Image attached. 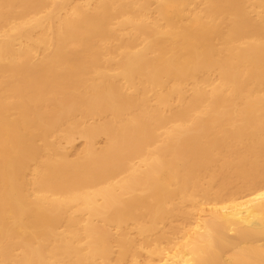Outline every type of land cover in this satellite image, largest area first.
<instances>
[{
    "label": "bare ground",
    "instance_id": "1",
    "mask_svg": "<svg viewBox=\"0 0 264 264\" xmlns=\"http://www.w3.org/2000/svg\"><path fill=\"white\" fill-rule=\"evenodd\" d=\"M0 264H264V0H0Z\"/></svg>",
    "mask_w": 264,
    "mask_h": 264
},
{
    "label": "rangeland",
    "instance_id": "2",
    "mask_svg": "<svg viewBox=\"0 0 264 264\" xmlns=\"http://www.w3.org/2000/svg\"><path fill=\"white\" fill-rule=\"evenodd\" d=\"M102 142L100 143L101 146ZM82 149V141L78 140L75 145L73 146V153H76Z\"/></svg>",
    "mask_w": 264,
    "mask_h": 264
}]
</instances>
